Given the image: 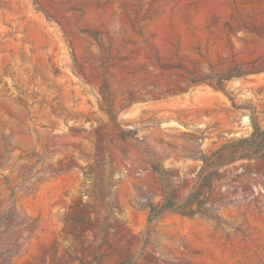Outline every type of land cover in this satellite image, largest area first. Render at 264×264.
I'll list each match as a JSON object with an SVG mask.
<instances>
[{
    "label": "rangeland",
    "instance_id": "rangeland-1",
    "mask_svg": "<svg viewBox=\"0 0 264 264\" xmlns=\"http://www.w3.org/2000/svg\"><path fill=\"white\" fill-rule=\"evenodd\" d=\"M254 121L264 0H0V264H264Z\"/></svg>",
    "mask_w": 264,
    "mask_h": 264
},
{
    "label": "trees",
    "instance_id": "trees-1",
    "mask_svg": "<svg viewBox=\"0 0 264 264\" xmlns=\"http://www.w3.org/2000/svg\"><path fill=\"white\" fill-rule=\"evenodd\" d=\"M261 158H264V128L254 121L253 132L250 136L228 139L226 143H223L210 153L202 155L198 184L188 196L184 207L194 212L197 207L203 205L207 199V194L209 195L212 191L214 175L221 167L228 166L242 159L255 160ZM164 204L165 208H172L174 205L172 199L166 197ZM179 212L186 214L184 209ZM84 264L100 263L88 262ZM127 264L132 263L129 261Z\"/></svg>",
    "mask_w": 264,
    "mask_h": 264
}]
</instances>
